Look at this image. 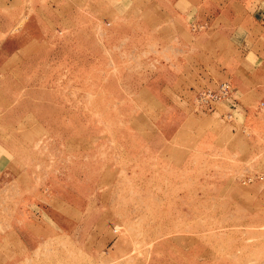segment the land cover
<instances>
[{
  "label": "rangeland",
  "instance_id": "rangeland-1",
  "mask_svg": "<svg viewBox=\"0 0 264 264\" xmlns=\"http://www.w3.org/2000/svg\"><path fill=\"white\" fill-rule=\"evenodd\" d=\"M154 12L0 0V264H264V111L198 104Z\"/></svg>",
  "mask_w": 264,
  "mask_h": 264
},
{
  "label": "crops",
  "instance_id": "crops-1",
  "mask_svg": "<svg viewBox=\"0 0 264 264\" xmlns=\"http://www.w3.org/2000/svg\"><path fill=\"white\" fill-rule=\"evenodd\" d=\"M146 1L162 20L156 27L169 40L163 44L174 51L173 81L205 89L228 82L231 94L221 102L230 112L249 119L263 113L264 0Z\"/></svg>",
  "mask_w": 264,
  "mask_h": 264
},
{
  "label": "built area",
  "instance_id": "built-area-1",
  "mask_svg": "<svg viewBox=\"0 0 264 264\" xmlns=\"http://www.w3.org/2000/svg\"><path fill=\"white\" fill-rule=\"evenodd\" d=\"M230 94V84L228 82H222L216 89H203L199 91L196 95V101L202 105H214L216 102L227 100Z\"/></svg>",
  "mask_w": 264,
  "mask_h": 264
}]
</instances>
